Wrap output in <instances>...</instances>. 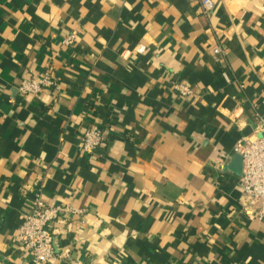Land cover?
<instances>
[{
    "label": "crops",
    "instance_id": "1",
    "mask_svg": "<svg viewBox=\"0 0 264 264\" xmlns=\"http://www.w3.org/2000/svg\"><path fill=\"white\" fill-rule=\"evenodd\" d=\"M211 1L0 0V264H33L17 235L39 191L83 210L46 264H264L226 169L264 115V0ZM47 72L59 89L18 92Z\"/></svg>",
    "mask_w": 264,
    "mask_h": 264
},
{
    "label": "built area",
    "instance_id": "2",
    "mask_svg": "<svg viewBox=\"0 0 264 264\" xmlns=\"http://www.w3.org/2000/svg\"><path fill=\"white\" fill-rule=\"evenodd\" d=\"M203 11L210 15L215 5L211 0H202ZM79 37V32L73 31L64 40V44L72 47ZM145 48L139 46L137 54H142ZM215 55L225 57L227 50L221 46L213 49ZM50 89H59L57 77L47 72L40 78L23 80L17 87L22 96H39ZM175 91L183 98L193 95L190 87L176 84ZM264 115H259L253 137H243L235 145L234 152L243 160L242 176L239 180L241 191V212L259 222L264 221ZM105 143V132L98 127L88 129L81 138L80 151L88 156L93 155ZM33 207L18 230L17 240L20 247L25 248L32 257L33 264H46L56 260L57 240L54 224L64 220L68 214L80 215L83 210L66 204L48 205L43 201L41 191L35 194Z\"/></svg>",
    "mask_w": 264,
    "mask_h": 264
},
{
    "label": "water",
    "instance_id": "3",
    "mask_svg": "<svg viewBox=\"0 0 264 264\" xmlns=\"http://www.w3.org/2000/svg\"><path fill=\"white\" fill-rule=\"evenodd\" d=\"M262 137H264V135H262ZM226 167V169L241 177L243 169V160L241 156L236 154Z\"/></svg>",
    "mask_w": 264,
    "mask_h": 264
}]
</instances>
